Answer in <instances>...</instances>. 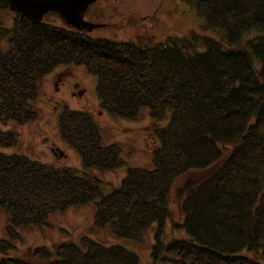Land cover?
I'll use <instances>...</instances> for the list:
<instances>
[{
	"label": "trees",
	"instance_id": "1",
	"mask_svg": "<svg viewBox=\"0 0 264 264\" xmlns=\"http://www.w3.org/2000/svg\"><path fill=\"white\" fill-rule=\"evenodd\" d=\"M181 1L219 36L112 40L77 31L55 13L30 22L0 0V11L11 15L0 26V124L33 122L44 78L74 64L96 78L100 110L121 119L146 110L156 141L149 164L128 167L109 192L93 171L122 166L123 145L105 142L90 111L65 105L57 118L81 174L0 151V264H141L127 244L152 227L149 264H261L242 252H264V0ZM18 137L0 128V147L18 146ZM196 169L207 174L186 188L182 221L172 223L183 234L166 239L172 184ZM87 204L89 233L16 256L24 228L45 227L53 213ZM99 233L115 242L93 237Z\"/></svg>",
	"mask_w": 264,
	"mask_h": 264
},
{
	"label": "rangeland",
	"instance_id": "2",
	"mask_svg": "<svg viewBox=\"0 0 264 264\" xmlns=\"http://www.w3.org/2000/svg\"><path fill=\"white\" fill-rule=\"evenodd\" d=\"M85 18L99 24L89 32L94 37L130 40L140 44L181 39L193 33L211 37L219 36L217 32L206 27L204 20L196 14L189 3L181 0H95L91 13ZM10 23L11 15L0 11V26ZM1 45L4 49L8 47L6 40H2ZM195 47L202 49L203 43L199 41ZM95 86L96 78L88 73L83 65L56 66L44 78L42 93L37 102L38 117L23 126L0 124L1 130L12 129L19 134L18 146L0 147V151L23 154L40 162L57 166H71L81 174L80 157L60 139L57 118L59 110L65 105L76 110H87L97 119L107 144L119 141L123 145L122 166L106 172L93 171L107 182L104 192L117 187L128 167H142L149 164L150 151L156 146V141L151 134L150 118L146 110L141 111L135 119L114 118L100 110ZM54 105L58 106V110L53 109ZM206 171V169L189 170L173 182L168 205L170 217L165 223L166 239L171 235L183 234L182 231L173 228L172 223L177 224L182 221L180 202L186 188L197 182L201 176H205ZM3 212L0 211V236L4 235L2 230L4 219L1 216ZM92 213L93 208L90 204L71 206L49 216L45 227L27 225L17 243L20 251L16 256L26 255L27 257L34 246H53L60 240H74L79 234L89 233ZM153 232L154 227L150 228L140 241L127 244L128 248L137 253L141 264L151 262ZM93 237L100 238L107 244L115 242L103 233ZM242 254L257 258L258 262L264 264L262 251L256 253V257L251 251H244ZM10 255L14 256L15 253Z\"/></svg>",
	"mask_w": 264,
	"mask_h": 264
},
{
	"label": "water",
	"instance_id": "3",
	"mask_svg": "<svg viewBox=\"0 0 264 264\" xmlns=\"http://www.w3.org/2000/svg\"><path fill=\"white\" fill-rule=\"evenodd\" d=\"M11 11L30 22H39L47 13H55L77 31L90 32L98 23L85 18L95 0H7Z\"/></svg>",
	"mask_w": 264,
	"mask_h": 264
},
{
	"label": "bare ground",
	"instance_id": "4",
	"mask_svg": "<svg viewBox=\"0 0 264 264\" xmlns=\"http://www.w3.org/2000/svg\"><path fill=\"white\" fill-rule=\"evenodd\" d=\"M94 2H95V1H94ZM94 2H93L92 4H90V6L88 7V9L86 10V12H85V16L88 17V15L91 13V11H92V6H93ZM8 124H11V123H8ZM8 124H7V125H8ZM12 125H13V124H12Z\"/></svg>",
	"mask_w": 264,
	"mask_h": 264
}]
</instances>
